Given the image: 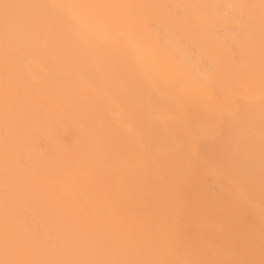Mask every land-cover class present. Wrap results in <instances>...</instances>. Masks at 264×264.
I'll return each mask as SVG.
<instances>
[{"label": "bare ground", "instance_id": "bare-ground-1", "mask_svg": "<svg viewBox=\"0 0 264 264\" xmlns=\"http://www.w3.org/2000/svg\"><path fill=\"white\" fill-rule=\"evenodd\" d=\"M0 264H264V0H0Z\"/></svg>", "mask_w": 264, "mask_h": 264}]
</instances>
